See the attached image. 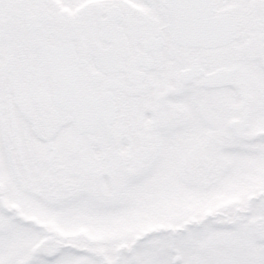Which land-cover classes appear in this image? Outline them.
Instances as JSON below:
<instances>
[{"label": "snow or ice", "instance_id": "6c2138e0", "mask_svg": "<svg viewBox=\"0 0 264 264\" xmlns=\"http://www.w3.org/2000/svg\"><path fill=\"white\" fill-rule=\"evenodd\" d=\"M0 264H264V0H0Z\"/></svg>", "mask_w": 264, "mask_h": 264}]
</instances>
